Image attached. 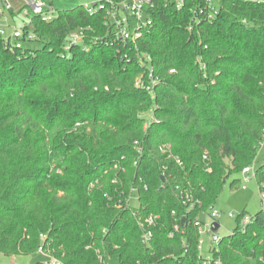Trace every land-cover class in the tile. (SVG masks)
Listing matches in <instances>:
<instances>
[{
	"label": "trees",
	"instance_id": "1",
	"mask_svg": "<svg viewBox=\"0 0 264 264\" xmlns=\"http://www.w3.org/2000/svg\"><path fill=\"white\" fill-rule=\"evenodd\" d=\"M190 17L158 7L136 45L114 41L103 14L82 5L51 21L31 17L21 48L0 32L1 253L42 247L63 264L196 263L195 228L170 237L173 224L212 208L264 142V0H226L193 32ZM73 32L83 39L73 43ZM137 52L152 57L153 94L136 84L140 75L149 82ZM256 170L263 191L264 163ZM177 186L202 207L186 214ZM133 189L136 207L127 205ZM150 213L161 218L145 245L137 216ZM250 216L219 240L222 264H264V208Z\"/></svg>",
	"mask_w": 264,
	"mask_h": 264
},
{
	"label": "built area",
	"instance_id": "2",
	"mask_svg": "<svg viewBox=\"0 0 264 264\" xmlns=\"http://www.w3.org/2000/svg\"><path fill=\"white\" fill-rule=\"evenodd\" d=\"M226 0H100L93 3L92 6H85L89 13L95 14L101 12L104 16V24L114 30V41L118 43L126 44H135L136 41L142 38L145 33H148L151 28L154 26V17L158 10V7L163 6L164 8L173 7L174 9L180 11L184 8H188L191 13L189 24L187 25L188 31L193 32L198 25L203 21L212 22L214 18L223 8V3ZM241 2H261L263 0H235ZM5 9L0 7V15L3 14L4 10L9 11L12 9L11 4L8 0L4 3ZM21 14L24 17H33L40 16L44 21H51L57 15L56 8L45 0H27V5L21 9ZM0 32L3 34L2 24H0ZM23 36V31L14 27V32L11 36L5 38L9 44L16 48L22 47L21 37ZM28 38H34V35L29 34ZM70 38L73 43L81 41L83 35L81 32H73L70 34ZM137 57L141 61L143 66H147L148 79L149 82L145 83L143 76L140 75L136 79L137 86L144 87L146 90L153 94L155 86L160 82L159 76L154 74L153 60L152 57L145 53L137 52ZM170 72H175V69H171ZM154 119V115L150 113V117L146 121V126ZM135 147L139 152L142 150V146L138 141L135 142ZM162 150L165 152L168 149L166 144L161 146ZM172 154L169 153V157ZM124 158V156L122 157ZM174 159L177 163L182 164V162L174 156ZM115 168L119 167V164H115ZM257 170L254 167L246 166L242 170L244 176V181L247 182L251 177L256 178ZM147 185H145V190H147ZM180 189L179 186L176 187ZM138 200L139 205V196L136 189H133L129 198L127 199V205L134 206L132 204L133 198ZM180 198L182 204L186 208V214L193 212L196 208H201L203 203L200 198H198L193 191L190 189H180ZM262 201L264 202V190L262 194ZM137 205V206H138ZM203 211L197 214L193 219L187 220V216L184 215L181 223L175 222L173 228L169 233L170 237H174L175 233L179 231H184V227L189 224L192 225L197 234H198V257L195 264H222V259L219 254V248L214 247L210 254H204L201 250L203 249L204 239L201 238V235L207 233L211 235V238L214 236V231L212 230V223L217 221L216 218L219 216V212L212 207L210 213L211 220L204 225L201 220V215L205 213ZM172 215H175V211H172ZM235 216V214H232ZM161 216L159 214L150 213L148 215L139 214L137 216V221L139 225L145 229V239L146 244L149 239L153 236V229L158 225V221ZM184 220V221H183ZM244 225H246L251 220L250 215H245L242 219ZM218 239L216 241L219 242ZM145 244V245H146ZM185 246V243H183ZM40 253H44L42 247L39 248ZM47 255V254H46ZM100 258L102 259V255ZM51 261L47 264H63L59 259L52 257Z\"/></svg>",
	"mask_w": 264,
	"mask_h": 264
},
{
	"label": "rangeland",
	"instance_id": "3",
	"mask_svg": "<svg viewBox=\"0 0 264 264\" xmlns=\"http://www.w3.org/2000/svg\"><path fill=\"white\" fill-rule=\"evenodd\" d=\"M56 8L57 13L62 10L73 8L79 5L92 6L93 3L100 0H45ZM5 9L4 5L1 6ZM10 15L8 11L4 10L0 15V24H2L3 36L5 38L11 36L14 32V27L22 30V27L29 23L31 18L24 17L20 12H17L15 17L6 19ZM33 35V31H30ZM34 45L39 43L34 40L31 42ZM146 117H150V112L146 113ZM264 163V142L257 150L254 163L251 167L256 170L260 164ZM237 180L235 185H232L234 180ZM262 194L259 183L255 177H251L249 181H244L242 172H235L229 176L221 191L215 197L213 202L214 209L219 212L216 220L220 223L219 238H225L233 234L236 228L243 227L244 221H240L242 214L255 215L259 210L264 208L262 201ZM132 204L137 206L138 200L134 197ZM212 208H209L201 215V220L204 225L211 220L210 213ZM235 214V216H232ZM204 239L203 249L204 254H210L214 247H219V242L213 240L211 235L205 233L201 235ZM52 258L44 253L37 252L32 255H6L0 252V264H30L40 262L39 264H47Z\"/></svg>",
	"mask_w": 264,
	"mask_h": 264
},
{
	"label": "crops",
	"instance_id": "4",
	"mask_svg": "<svg viewBox=\"0 0 264 264\" xmlns=\"http://www.w3.org/2000/svg\"><path fill=\"white\" fill-rule=\"evenodd\" d=\"M8 1L11 4V8H12L10 12L8 11V13L10 14L7 15L8 17L6 19L8 20L11 19V17L12 18L15 17L16 13L20 12L21 9L27 5V0H8ZM5 2L6 0H0V7L4 5Z\"/></svg>",
	"mask_w": 264,
	"mask_h": 264
},
{
	"label": "water",
	"instance_id": "5",
	"mask_svg": "<svg viewBox=\"0 0 264 264\" xmlns=\"http://www.w3.org/2000/svg\"><path fill=\"white\" fill-rule=\"evenodd\" d=\"M184 221V220H183ZM220 223L218 222V221H215V222H213L212 223V230L214 231V236H213V238L215 239V240H217L218 239V234H219V232H220ZM143 243L144 244H146V241H145V239H143Z\"/></svg>",
	"mask_w": 264,
	"mask_h": 264
}]
</instances>
